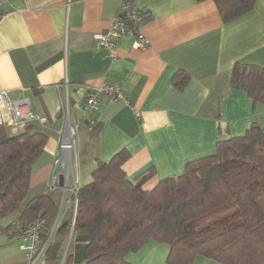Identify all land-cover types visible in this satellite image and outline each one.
<instances>
[{
	"label": "crops",
	"instance_id": "1",
	"mask_svg": "<svg viewBox=\"0 0 264 264\" xmlns=\"http://www.w3.org/2000/svg\"><path fill=\"white\" fill-rule=\"evenodd\" d=\"M133 1L143 11L149 45L135 48L134 37L125 35L115 59L94 35L110 25L121 0H10L4 6L0 90L28 96L42 117L38 128L48 135L33 168L30 198L51 195L47 182L67 112L77 137L80 186L91 182L99 163L127 149V177L135 180L154 167L143 185L151 189L181 174L187 160L212 153L217 141L242 135L253 123L264 128V104L230 84L236 62L264 67V0L230 21L214 0ZM178 70L189 75L183 88L173 81ZM104 82L119 83L125 97L101 91L98 106H86L85 85ZM91 119L98 121L97 131L87 128ZM169 251L168 243L150 239L126 260L169 264ZM23 255L19 264H27ZM190 264L223 263L197 254Z\"/></svg>",
	"mask_w": 264,
	"mask_h": 264
},
{
	"label": "trees",
	"instance_id": "2",
	"mask_svg": "<svg viewBox=\"0 0 264 264\" xmlns=\"http://www.w3.org/2000/svg\"><path fill=\"white\" fill-rule=\"evenodd\" d=\"M224 21L250 11L256 0H214ZM189 75L178 70L174 84L183 88ZM230 84L264 104V67L236 62ZM98 126L94 131H97ZM0 125V232L17 236V225L45 216L47 237L58 213L49 193L30 198L35 163L48 140L36 121L11 133ZM127 149L99 163L91 182L80 187L72 239L61 262L62 240L71 219H65L50 244L45 264H131L129 251L150 239L170 245L169 264H190L197 254L223 264H264V128L253 123L242 135L217 141L212 153L187 160L184 171L161 179L151 189L144 183L154 167L130 180L123 164ZM11 217L8 225L2 220ZM0 264H2L0 262ZM78 264V263H77Z\"/></svg>",
	"mask_w": 264,
	"mask_h": 264
},
{
	"label": "built area",
	"instance_id": "3",
	"mask_svg": "<svg viewBox=\"0 0 264 264\" xmlns=\"http://www.w3.org/2000/svg\"><path fill=\"white\" fill-rule=\"evenodd\" d=\"M10 0H0V20L6 11L4 6ZM143 11L133 0H121L119 11L111 19L110 25L95 33L94 37L106 54L115 59L120 38L125 35L134 37V47L144 49L149 45V39L143 31ZM85 105L96 108L99 104V92L104 91L112 98H124L125 93L119 83L104 82L100 87L85 85ZM139 114V113H138ZM31 108V100L28 96L13 97L7 89L0 90V125H6L12 129L23 127L30 121H41ZM98 126L96 119L87 122V128L94 131ZM79 158L77 153V137L74 127L70 123L69 112L65 113V124L59 131V146L55 152L49 179L48 192L59 191V207L56 219L47 237H44L46 218L39 216L31 222L22 223L19 218L12 220L17 225V237L24 251L27 264H45L46 252L54 241L58 228L67 215V208L71 207V226L68 235V244L62 253V262L69 250L79 204Z\"/></svg>",
	"mask_w": 264,
	"mask_h": 264
},
{
	"label": "rangeland",
	"instance_id": "4",
	"mask_svg": "<svg viewBox=\"0 0 264 264\" xmlns=\"http://www.w3.org/2000/svg\"><path fill=\"white\" fill-rule=\"evenodd\" d=\"M13 131V130H12ZM52 197L59 203V191L51 192ZM30 196V195H29ZM71 207L67 208V215L65 219L70 218L71 214ZM64 219V220H65ZM11 222V217H6L2 220V224L8 225ZM68 235L62 240L61 245V252L63 253L67 244H68ZM60 235L54 239V241L58 242L61 241ZM53 241V242H54ZM80 248V245L78 244V241L76 242L75 239H71V242L69 244V251L74 252L76 249ZM24 251L21 248L20 240L17 236H11L8 233L0 232V262L3 264H19L20 261L24 259L23 255ZM62 256V255H61ZM62 262V258H61ZM76 264L79 263V261L75 262ZM62 264V263H61Z\"/></svg>",
	"mask_w": 264,
	"mask_h": 264
}]
</instances>
